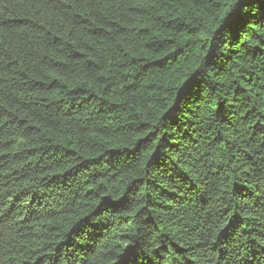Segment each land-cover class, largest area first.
Returning a JSON list of instances; mask_svg holds the SVG:
<instances>
[{
	"label": "trees",
	"instance_id": "trees-1",
	"mask_svg": "<svg viewBox=\"0 0 264 264\" xmlns=\"http://www.w3.org/2000/svg\"><path fill=\"white\" fill-rule=\"evenodd\" d=\"M0 264H264V0H0Z\"/></svg>",
	"mask_w": 264,
	"mask_h": 264
}]
</instances>
